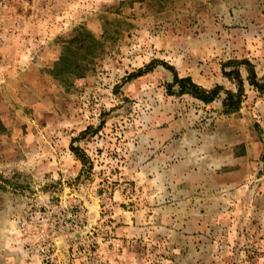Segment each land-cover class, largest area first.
Listing matches in <instances>:
<instances>
[{
  "label": "rangeland",
  "instance_id": "374dc122",
  "mask_svg": "<svg viewBox=\"0 0 264 264\" xmlns=\"http://www.w3.org/2000/svg\"><path fill=\"white\" fill-rule=\"evenodd\" d=\"M0 57V264H264V0H0Z\"/></svg>",
  "mask_w": 264,
  "mask_h": 264
},
{
  "label": "crops",
  "instance_id": "0c3cea01",
  "mask_svg": "<svg viewBox=\"0 0 264 264\" xmlns=\"http://www.w3.org/2000/svg\"><path fill=\"white\" fill-rule=\"evenodd\" d=\"M5 61L6 59L0 57V77L4 78V80L7 78L5 77L7 73H9V71L11 72V67L8 69L4 65ZM8 86L10 87V85H6V83L0 84V93L7 92V94H9L10 88ZM13 107V101L9 100L8 98L4 102H0V118L3 120V123L6 127L10 124V118L6 115L7 113H11ZM188 139L189 138L185 136L184 138L182 136L177 140L173 139L172 145H170L167 148L166 153L162 155L167 159V167H159L155 171L156 175L167 174V178H165L164 181L173 190L176 189L175 182H184L183 187L187 185L188 187L192 188L195 184H199L204 179L202 175L205 172V164L198 166V159L201 157V155H199L200 151L198 146L200 140L196 139L194 142H192ZM191 143L196 144V146L193 147ZM2 165H0V170H4ZM212 170H215V166H212ZM174 174H176V178L174 177ZM173 198H175V195Z\"/></svg>",
  "mask_w": 264,
  "mask_h": 264
},
{
  "label": "trees",
  "instance_id": "16d2710c",
  "mask_svg": "<svg viewBox=\"0 0 264 264\" xmlns=\"http://www.w3.org/2000/svg\"><path fill=\"white\" fill-rule=\"evenodd\" d=\"M89 38L92 41V44H95V39L89 35ZM235 73V77L238 76L237 71L233 70L231 71V73ZM249 75H248V81L253 84L257 89L262 90L264 89V84L258 83L255 80V73L254 70L252 68L248 69ZM228 77H230L229 73H225ZM176 85L178 87V92L179 93H188L191 96L203 101V102H209L212 101L213 99H215L218 95V90L219 87L216 88H210V89H206L201 87L198 84H195L190 77H178L177 75H174L173 77V81L169 84H167L168 87H171L172 85ZM238 92H231V91H225L226 92V96L225 98L222 100V104L224 107V111L225 112H229V111H235L238 109L239 106V96H240V92H239V88L237 90ZM80 160L83 161V158L80 157Z\"/></svg>",
  "mask_w": 264,
  "mask_h": 264
}]
</instances>
